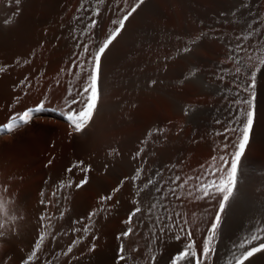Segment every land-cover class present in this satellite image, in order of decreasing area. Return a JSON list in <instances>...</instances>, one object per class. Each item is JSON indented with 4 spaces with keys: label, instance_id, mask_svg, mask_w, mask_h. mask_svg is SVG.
Listing matches in <instances>:
<instances>
[{
    "label": "bare ground",
    "instance_id": "bare-ground-1",
    "mask_svg": "<svg viewBox=\"0 0 264 264\" xmlns=\"http://www.w3.org/2000/svg\"><path fill=\"white\" fill-rule=\"evenodd\" d=\"M230 2L145 0L102 56L99 103L91 120L82 131L77 132L62 113L82 106L85 97L77 93L87 86L86 77L92 68L91 53L106 39L109 29L115 27L111 21L119 19L135 0H127V5L125 0H104L103 3L99 0H20L18 5L15 0H2L0 29L3 19L11 21V25L21 23L30 28L32 26L34 36L31 37L36 42L49 43L46 50L43 48V53L40 50L42 63L36 73L37 83H42L43 77L50 74L55 66L64 64L62 77L59 74L57 80L63 93L60 100L56 101L58 97L51 99L49 90L30 85L31 90L27 88V91L38 90L32 94L40 95L36 94L39 99L34 106H27L19 113L40 107L41 110L31 116L33 120L43 116L54 119L57 124L50 125L53 136L49 148L60 156L65 154L63 150L75 144L87 147L104 141L105 153L101 156L97 154L100 158H90L88 162L91 169L88 177L94 186L91 187L100 192L106 188L116 191L115 209L126 217L136 206L142 209L139 220L135 218L138 215L134 216L140 242L136 239L133 244L140 245L142 250L130 260L127 258L124 264H145L146 254L150 255L154 264H174V257L189 244L180 236L184 231V220L196 232L194 234L199 243L196 251L202 252L207 237L206 228L210 225L207 222L205 228L203 220L207 214L218 211L222 194L212 189L214 195L204 197L201 191H197L204 179L196 181L193 174L197 173L194 171L201 158L212 155L220 158L223 155L231 161L234 151L232 142L238 132L227 133L229 147L226 152L221 150L225 136L217 133H223L225 128L239 127L242 118L238 117V109H246L247 105L236 104L235 100L237 95L241 100L249 96L244 90L246 77L257 68L260 70L256 73L253 89L256 115L246 148L250 151L239 162L236 190L221 214L218 236L213 240V250L206 264H227L232 247L243 242L241 240L259 225L254 223L253 227L252 222L263 210L260 211L264 195L257 191L264 192V167L251 165L255 167L251 170L247 158L253 151L264 153V65L260 63L264 59V0H246L250 5L245 0H235L234 4ZM97 9L99 14L95 15ZM92 19L97 21L96 26L86 28ZM21 24H18L19 27ZM244 36L250 38L237 39ZM238 44H242L243 49H238ZM85 46L89 48L87 54L82 52ZM185 48L188 51H184ZM230 56L236 59H229ZM238 67L241 69L239 83L233 76ZM73 98L81 101V105L71 104ZM9 121L10 118L5 123ZM119 128V132L111 133ZM218 146H221L220 150ZM137 170H140V176L134 181L132 177ZM249 170L254 171L253 174ZM46 174L51 177L52 170ZM149 180L151 183L143 188ZM209 182L211 180L202 183ZM249 182L252 183L251 188L255 185L259 190L254 193L255 189H252L250 192ZM58 192L57 212L60 210L61 214L66 198L64 193ZM256 192L263 195L262 201L255 196ZM261 216L264 223V215ZM120 225H123L121 229L124 232L129 227L127 221ZM29 228L32 229L31 226ZM253 231H256L255 228ZM179 236L183 240L180 241ZM113 243L115 241L112 246ZM104 244V250L97 255L84 256L83 264H108L113 261L117 252H107V249H112L111 241ZM232 253L234 257L236 253ZM246 264H264V252L247 260Z\"/></svg>",
    "mask_w": 264,
    "mask_h": 264
},
{
    "label": "rangeland",
    "instance_id": "rangeland-1",
    "mask_svg": "<svg viewBox=\"0 0 264 264\" xmlns=\"http://www.w3.org/2000/svg\"><path fill=\"white\" fill-rule=\"evenodd\" d=\"M234 1L235 0H231L232 4H234ZM239 1L244 2V0ZM1 3L2 0H0V7ZM246 4L250 5V2ZM4 20L5 19H3L2 22H4ZM8 24L2 23L0 29V68L3 69V71H0V99L1 101L3 100L2 103L0 102V127L5 125V121H7L12 115L19 113L20 110H23L27 106H34L37 103V99H39L38 96L40 95L37 93H34L33 95L32 93L39 91H31L32 93H29L30 91L28 92L27 88H30V85H33L36 89L49 90L51 99L58 97L56 100L57 102L59 97L63 94L62 88L60 87L61 85L58 84L57 80L59 79V74L62 77V69L64 64H58V66H55L56 68L54 67L50 74L48 73L46 76L47 78L44 76L46 79L43 77L42 83L39 84V82L37 83L36 81V73L39 65L42 63V50L43 48L46 50L49 43L36 42V40L31 37L34 36L32 35L34 34V28L32 26L30 28L28 25L17 23L13 24L15 26L17 25L15 27L11 24L9 26ZM18 24H21V27H19ZM5 27L9 28L6 29ZM18 27L19 29H17ZM36 94L38 96H36ZM31 119L32 117L29 119L30 121H28V123L21 124L20 126L14 128L10 133H0V201H3L4 205L3 211L0 213V222L4 224L3 229H0V232H2V235H0V264H26L27 257L32 253L36 244L38 243L41 245V247L36 250L37 256L33 259L31 264H75L76 262V264H83L84 259L82 258H85L84 256L87 257L89 254L93 256L97 255V252L104 250L102 247H104L103 244L107 241H111V246L112 242L115 241V243H113L112 249H107V252L112 250V252H117V255H115L113 261H111L112 258H110L111 262H108V264H117L118 262L119 264H124V262H126V260L120 259L122 247L124 249L126 259L128 258L130 260L131 257L139 254L141 252L140 250H142L141 246H133V244L138 237V233H136L138 226H135V218H138L139 220L141 212L136 213L135 215L138 216L135 218V215L132 216L131 223L127 222L129 225L127 229L131 228L132 234L125 236L123 235V229H121L123 225L120 224L128 221L129 217L121 214L122 212L120 213L119 210H116L117 208L115 209L116 191L106 188L104 189L105 191L101 190L100 192L99 190L96 191L95 188L91 187L93 184L88 177L91 170L88 162L91 160L90 158H100L97 156V154L101 156L105 153L104 141L99 144L95 143L87 147H78V145L75 144L71 148L68 147L69 149L64 148L65 151L63 150V152L65 154H61V163V156L58 155V153L51 152L49 148V144L52 139L51 135L53 133H51L50 125H54V119L51 116H43L34 120ZM48 125L49 128L47 130ZM117 129L111 131V133H114L115 131L119 132L120 128L119 130ZM47 131H49V133H47ZM220 147L221 146H218L219 150ZM221 150L223 152L227 151V149L224 151V146ZM249 151L250 148L249 150L246 149L244 154L245 157L248 155ZM54 154L57 155L55 156ZM247 159L249 160L248 162L250 164L249 166L251 167V170H255V167L253 168V166L259 165V167H264V153L253 151L250 155V158ZM242 160L245 161L246 158H242ZM222 166L223 161L217 157L215 160H213V155L211 157L209 156L208 158H201L199 166L196 168V171H194L197 173L193 174V179L195 180V178L199 177L200 179H196V181L200 182L203 179L204 180L202 182L216 180L218 181L217 183H219L221 173L217 172L216 175H211L209 173V168L211 167L212 170H215L216 168H221ZM69 169H71V171H69ZM85 169H87V171H85ZM51 170L53 175L50 177L46 173H50ZM227 170V168L224 169L225 172H227ZM251 170L249 171L251 174H253L254 171L251 172ZM206 175H210V178H207L208 176ZM49 178H51V180ZM85 179L87 182L77 187V185ZM107 180L109 181V179H106V181ZM202 182L200 185L203 184ZM248 186L250 192H252V189H255V193V191L258 189V186L255 187V185L254 188H251L253 187L251 182H249ZM262 189L264 190V188ZM58 191L62 192V195L64 193L66 198V202L63 204L64 206L62 205L63 207H61V214L60 210L57 212L58 207L56 199L58 196L57 193H59ZM257 192L264 195L262 190ZM257 192L255 196L260 198L259 200L262 201L261 197L263 198V195L261 196ZM108 196H111V199L101 200L102 197ZM262 205L263 208H260V211L262 209V211H264V203ZM262 211L260 216L264 215V212L262 214ZM58 213L59 216H57ZM216 214L217 212L212 213V215L205 214L206 216L203 220L205 223V228L207 222L210 224L209 226L207 225L206 228L207 235L208 229L214 222V219L212 218H215ZM221 214L220 221L222 216ZM34 216L36 218H34ZM260 216L256 218L257 223L254 220L252 222L253 227L254 223L256 225L259 224L257 226L255 225L256 227H254L257 232L253 231V228V232L251 231V233L246 235L244 239L241 240L243 241L241 243L245 246L244 249L242 248L241 250V243L237 244L238 248H240L239 251L242 252L245 249H250L253 246L258 247L260 243L264 242L263 216H261L262 218ZM26 221L27 223L29 221V223L26 224ZM34 221H36V223ZM184 221V226L182 227L184 231L182 234H180V236H182L184 240L187 239L189 244L192 243L193 247L195 248L194 250H197V245L199 243L196 239V232L193 231V228L188 224V222L186 223ZM27 225L29 227L31 226L32 229H30ZM25 226H27V228H25ZM55 228L56 230H54ZM217 229L213 240L215 239V236H218ZM189 232L191 235H188ZM42 235L44 236L43 241L40 239ZM180 236L179 240L181 241L183 239H181L182 237ZM252 236H257L258 239L250 242V237ZM109 238L111 239L109 240ZM137 240L139 241V239ZM212 243L213 241L211 242V245ZM110 245L109 247H111ZM237 245H235L236 247H232L233 253L238 251ZM115 246L118 248L116 249ZM130 246L132 248H130ZM113 248H115L116 251ZM68 249H71V251H68ZM239 251L237 252L238 254L236 253L235 255L232 252L231 253L234 256H238L240 255ZM127 252H130L131 256L130 253L128 254ZM261 252L254 254L252 257H255ZM231 253L230 256H232ZM89 256L87 258H89ZM176 257L173 259L174 264ZM229 257L228 260L230 259V261L228 262L227 260V264H235L233 256L230 258ZM252 257H250L248 260H251ZM115 260L118 261L116 262ZM144 263L154 264L152 258L148 254L144 256Z\"/></svg>",
    "mask_w": 264,
    "mask_h": 264
},
{
    "label": "snow or ice",
    "instance_id": "snow-or-ice-1",
    "mask_svg": "<svg viewBox=\"0 0 264 264\" xmlns=\"http://www.w3.org/2000/svg\"><path fill=\"white\" fill-rule=\"evenodd\" d=\"M100 3H103L104 0H99ZM15 3L18 5L20 3V0H15ZM145 3V0H135V3L132 4L130 9L126 10L124 14L119 19H114L111 21L112 25H114V28L109 29V33L102 42H100L97 47L92 51L91 55L93 57L91 63L92 68L91 71L87 74V86L84 87L79 94H82L85 98L83 100V104L80 107H77L75 109H71L67 113H62L65 116L66 121L70 124V126L74 127L77 132L82 131L83 128L87 125V123L91 120L95 109L99 103L100 93H99V73H100V67H101V58L106 52V50L109 48V46L113 43V41L120 35L122 30L125 27L126 22L129 20V18L137 12V10L140 8L141 5ZM125 4L127 5V0H125ZM99 14V10L97 9L95 12V15ZM11 21L6 20L4 23H10ZM97 21L95 19H92L91 22L86 25V28H94L96 26ZM249 36L244 37H237L238 40H248ZM238 49H243L242 44L237 45ZM184 51H188L187 48L184 49ZM231 51V49H230ZM83 53H89V48L87 46L82 48ZM229 59H236L235 57L230 56ZM237 63H239V60H236ZM262 65H264V59L260 61ZM76 65H74L75 67ZM80 67H83V65H80ZM245 68L249 67L248 65H244ZM259 68H257L255 71L248 73L246 77L245 82V88L244 90L249 93V96L241 100L239 98V95H237V99L235 100L236 104H246V109H238V117L242 118V121L240 122V125L238 128H225L223 133H217V135H224L225 136V143H224V149H228L229 147V141L227 138V133L230 131L238 132V136L235 138V140L232 142V147L234 148V151L231 153V161H230V167H229V160L225 156H220V160L223 161V166L221 168H216L215 170H212V168H209V173L211 175H216L217 172L221 173L219 183H217L215 180L201 185V187L197 188V191H201L203 193L204 197L209 196L210 194H213L211 192L212 189H215V193L222 194V199L219 202V209L217 211V214L214 218V222L211 224L210 228L208 229V235L206 237L205 242L203 243L202 252H198L193 249V244H187L185 245V248L180 252V254L175 258V264H205V261L209 257V255L212 252L211 248V242L213 241L217 225L220 223V214L224 211L225 205L229 202L230 198L233 197L234 192L236 190L237 185V175H238V165L241 160V157L244 155L246 148L249 144L250 134L251 130L254 124L255 120V92L253 89L255 88L256 84V73L259 72ZM0 71H3L2 68H0ZM241 69L238 67L235 70V73L233 74L235 82H240V73ZM223 79V77H221ZM155 83V81H153ZM71 104L73 105H81V101L76 100L73 98L71 101ZM41 108L37 107L36 109H27L24 110L22 113L14 114L10 117V122L6 123L2 127H0V133H10L13 131L14 128L20 126L21 124L28 123L30 117L37 111H40ZM216 157H213V160H215ZM227 168V172L224 171V169ZM71 171V169H69ZM87 171V169H85ZM140 176V170H137L135 175L132 177V179L135 181ZM191 179V177L189 178ZM197 179H200L197 177ZM86 179L82 180L80 184L77 185V187L81 186L83 183H86ZM151 183L149 180L147 183H145L142 187L147 188L148 184ZM191 195V193H189ZM111 199V196L108 197H102L101 200ZM3 201H0V213L3 211ZM142 209L139 206H136L134 211L129 214V220L128 223H131V218L136 213H140ZM4 224L0 222V229H3ZM183 230V229H182ZM132 234V229L128 228L123 235L128 236ZM0 235H2V232H0ZM188 235H191L189 232ZM179 239V237H177ZM41 241H43L44 236L42 235L40 237ZM258 239L257 236L250 237V242ZM41 245L38 243L35 246V249L32 251V253L27 257L26 264H31L33 259L37 256V251ZM241 248H244V245H240ZM68 251H71V249H68ZM264 251V242L260 243L258 247L253 246L250 249H246L240 253L239 256H234L233 260L235 261V264H245V262L252 257L254 254ZM121 260H126V256L124 254L123 247L121 248Z\"/></svg>",
    "mask_w": 264,
    "mask_h": 264
}]
</instances>
